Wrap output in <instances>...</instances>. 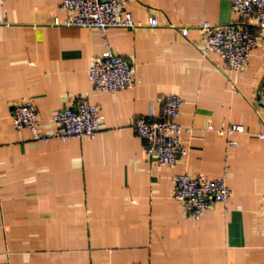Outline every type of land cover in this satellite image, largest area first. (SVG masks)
<instances>
[{
    "label": "crops",
    "instance_id": "1",
    "mask_svg": "<svg viewBox=\"0 0 264 264\" xmlns=\"http://www.w3.org/2000/svg\"><path fill=\"white\" fill-rule=\"evenodd\" d=\"M126 10L141 27L104 35L62 26L60 0L0 10V264H264V33L249 66L227 74L222 58L202 56L198 26L235 20L231 0H128ZM107 48L135 69L116 94L88 79ZM77 94L102 116L93 137L44 143L13 127L12 106L30 99L52 130V112ZM166 94L183 99L178 121L194 129L174 166L155 164L132 127L159 115ZM222 122L245 130L207 129ZM178 173L226 174L228 203L186 217L171 195Z\"/></svg>",
    "mask_w": 264,
    "mask_h": 264
},
{
    "label": "built area",
    "instance_id": "2",
    "mask_svg": "<svg viewBox=\"0 0 264 264\" xmlns=\"http://www.w3.org/2000/svg\"><path fill=\"white\" fill-rule=\"evenodd\" d=\"M6 0H0V10ZM128 0H60V6L68 16L60 24L64 27L97 29L103 35L110 29H136L141 23L134 21L126 10ZM231 11L235 20L215 25L204 21L198 26L202 44L200 52L207 58L214 54L226 63V73H241L250 64L251 53L259 46L264 33V0H231ZM1 24V21H0ZM151 27L158 26L155 18L148 20ZM189 28H182L187 36ZM264 45V43H263ZM88 79L97 90L116 94L121 89L132 87L135 82V69L124 57L106 49L88 70ZM139 81V80H138ZM264 102V84L261 87ZM162 111L159 115H139L133 123V131L144 140L145 151L155 164L174 166L187 153L182 142V133L193 128L184 127L179 121L183 99L176 94H166L162 98ZM101 114L83 94H77L71 103L52 112L54 128L41 130L38 110L30 99L12 106L11 120L16 130L28 129L31 139L44 143L55 139L66 140L72 137L91 138L100 129ZM208 130L220 135L231 136L243 132L240 123H224L218 126L208 124ZM264 138V129L257 131ZM229 144H235L233 140ZM172 197L180 202L186 217L199 218L213 201L227 204L231 189L226 182V174L211 178L201 173H178L174 175Z\"/></svg>",
    "mask_w": 264,
    "mask_h": 264
},
{
    "label": "water",
    "instance_id": "3",
    "mask_svg": "<svg viewBox=\"0 0 264 264\" xmlns=\"http://www.w3.org/2000/svg\"><path fill=\"white\" fill-rule=\"evenodd\" d=\"M261 83H262V85L264 84V76H263V78H262V82H261Z\"/></svg>",
    "mask_w": 264,
    "mask_h": 264
}]
</instances>
